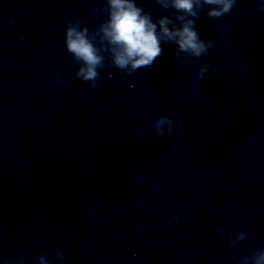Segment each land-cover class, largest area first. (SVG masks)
Returning <instances> with one entry per match:
<instances>
[{"label":"clouds","instance_id":"9594fccd","mask_svg":"<svg viewBox=\"0 0 264 264\" xmlns=\"http://www.w3.org/2000/svg\"><path fill=\"white\" fill-rule=\"evenodd\" d=\"M162 9H172L171 15L158 17L153 21L151 13L137 6L135 0H107L105 5L107 18L95 32L90 33L80 23L69 21L65 30V45L74 60L80 64L77 78L91 82L96 86L98 69L104 67L108 53L113 66L129 73L150 67L163 53L161 44L175 45L174 55L177 59L181 53L199 59L207 55L213 41L203 40L195 28L199 13L207 8L206 16L213 20L230 14L236 0H156ZM264 11V5L261 6ZM174 21H178L179 25ZM99 45V46H98ZM210 65L200 67L197 76L203 79ZM173 121L162 116L156 121V131L163 135V125H168L171 132ZM222 231L221 229L217 230ZM245 233L238 232L229 243L237 244L245 239ZM54 255L63 260V254L57 250ZM15 264H25L18 260ZM37 264H50L47 254L37 257ZM238 264H264V249L254 251L250 256L241 258Z\"/></svg>","mask_w":264,"mask_h":264}]
</instances>
